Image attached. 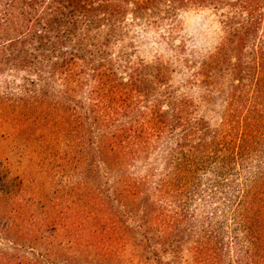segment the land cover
I'll return each instance as SVG.
<instances>
[{
  "label": "trees",
  "instance_id": "16d2710c",
  "mask_svg": "<svg viewBox=\"0 0 264 264\" xmlns=\"http://www.w3.org/2000/svg\"><path fill=\"white\" fill-rule=\"evenodd\" d=\"M16 2L14 12H0V57L31 69L36 78L25 80L12 106L16 115L5 117V123H12L14 129L20 127L17 137L22 140L28 166L45 167L36 171L40 175L49 169L68 176L71 168L85 163L84 176L89 177L88 171L96 174L103 166H120L152 143L170 139L174 146L169 148L164 173L152 190L167 207L153 217L145 208L139 216L135 211L113 215L105 207L95 208L100 200L92 192L95 188L86 189L85 178L80 184L67 179L61 191L52 196L33 197L37 210L27 215L30 227L21 229L17 221L25 219L26 209L12 207L7 211L4 205L19 195L5 187L0 234L13 251L29 250L34 261L25 257L15 261L2 255L0 264H61V254L50 249L58 238L109 253L100 258L110 262L116 245L122 248L127 240L115 230L123 217L135 227L128 231L155 229L157 235L160 231L168 235L170 224L175 226V221L183 219L184 207L187 209L200 194L206 196L203 205H218L211 213L213 221L220 229L225 224L226 234L235 241L229 246L243 253L241 261L264 264V0ZM184 2L230 9L221 21V43L195 74L204 86L218 84L220 76L226 74L236 83L226 88V107L215 127L202 116L193 117V100L157 91L167 82V64H145L141 59L133 61L125 51L113 53L129 19L148 22ZM10 7L7 3V10ZM53 81L71 94L89 87L84 98L87 104L70 97L66 102L46 105V93L39 87L51 86ZM6 98L10 100L8 95ZM117 122L120 126H115ZM96 159L102 167H91ZM201 185L205 188L199 189ZM84 189L89 191L79 195ZM62 197L68 202L65 206ZM143 233L149 239L148 232ZM42 242L47 249L40 250ZM174 242L168 245L175 247ZM206 251L213 252L202 248L195 253ZM197 263L206 264L202 255Z\"/></svg>",
  "mask_w": 264,
  "mask_h": 264
},
{
  "label": "rangeland",
  "instance_id": "374dc122",
  "mask_svg": "<svg viewBox=\"0 0 264 264\" xmlns=\"http://www.w3.org/2000/svg\"><path fill=\"white\" fill-rule=\"evenodd\" d=\"M7 3H11L10 10L6 8ZM16 4V0H0V12H14ZM166 6H168L167 3ZM166 6L162 9L165 10ZM229 11L230 9L225 5L215 8L209 4L184 2V5H176L168 14L161 11L160 18L154 17L148 19L150 20L148 22L145 19L131 22L129 19L123 29L121 40L114 46L113 53L125 51L132 55L133 61L141 59L145 64L157 62L167 64V82L164 86L158 87L157 91L172 92L174 98L186 97L193 100L196 106L193 117L202 116L210 127H215L219 125L226 107V88L236 83L229 74H220L218 84L204 86L196 80L195 74L199 64L206 60L221 43L224 36L221 21ZM26 79H36L31 69L12 61H4L0 57V205H4L5 202L3 199L5 198L3 197L5 187L17 191L19 196L14 198L16 200L4 206L7 211L12 207L21 208L23 206L26 209L25 219L17 221L21 229L30 227L27 215L37 210L33 197L39 194L42 197L52 196L55 191H61L67 179L80 184L85 178L87 183L85 188L87 189L88 186L95 188L92 192L97 199H100L93 206L95 208L105 207L106 211L113 215L122 213L126 215L130 211H135L139 216L145 208V211H149L150 216L153 217L165 208L163 200L155 197L152 190L154 183L164 173L167 152L170 147L174 146L170 139L152 143L145 151L137 153L113 169L103 166V169L97 171L96 174L88 171L89 177L84 176L85 167L88 168L85 163L80 164L76 169L71 168L68 176H62V173H55L49 169L44 172V175H40L36 172L39 167L28 166V156L23 155L26 152L21 149L22 140L17 137L20 127L14 129L16 126L12 123H5L6 116L9 117L13 113L9 117L12 118L16 115L12 106L16 104L15 100L19 90L26 85ZM27 87L30 88L29 85ZM39 88L42 93H46L44 97L46 105L66 102L70 97L87 104L84 98L89 87H83L81 91L71 94L66 92L59 82L53 81L51 86L42 85ZM7 95L10 100L6 98ZM115 126H120V124L117 122ZM92 130L96 131V128L93 127ZM100 132H102L101 128ZM92 148H89L90 155H93ZM96 165L102 167L103 164L96 159L91 167L94 168ZM42 170L46 168L42 167ZM206 177L207 174L203 176V178ZM144 180L146 181L142 184ZM114 188L124 189L115 191ZM202 188L205 186L201 185L199 189ZM86 189L78 191V194L82 196L85 191H89ZM21 193L22 197H20ZM63 194L65 195V191ZM205 197L201 194L195 196L188 208L184 207L183 219L181 217L180 221H175V226L170 224V234L162 235L160 231V237L154 232L155 229L128 231L135 227H132L130 220L123 217L118 225L120 227L115 230L118 235L121 234L127 240L123 241L122 248H117L118 244L116 245L115 253H111L114 258L112 257L110 262L100 258V255L109 253H98L93 247L85 249L80 245H70L63 238L56 239L50 249L54 253L61 254L58 260L61 264L69 262L76 264H199L197 261L200 255L205 259L206 264H247L246 261H241L243 253L238 252L234 245L229 246V243L234 240L229 239L232 235L226 234L225 224L220 229L213 221L211 213L218 205L213 203L203 205ZM62 200V205H67L66 197H62ZM216 217L219 219L217 214ZM1 220L4 219L0 218ZM115 220L117 223L119 217ZM160 220L158 218L157 221ZM145 231L148 232L149 239L143 236ZM215 233H218L216 238ZM10 237L16 240L13 233ZM172 240L176 243L175 247L168 245ZM11 247L13 246L7 243L0 234V257L5 255L9 259L12 256L13 259H17L15 261L25 257L29 261H34L29 250L20 249L16 252ZM47 248L48 246L42 242L40 250ZM202 248L212 249L213 252L195 253L197 249L202 251Z\"/></svg>",
  "mask_w": 264,
  "mask_h": 264
}]
</instances>
